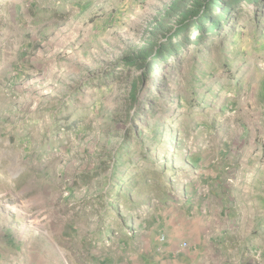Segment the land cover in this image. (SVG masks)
Masks as SVG:
<instances>
[{"label": "rangeland", "instance_id": "374dc122", "mask_svg": "<svg viewBox=\"0 0 264 264\" xmlns=\"http://www.w3.org/2000/svg\"><path fill=\"white\" fill-rule=\"evenodd\" d=\"M171 2L0 0V264L219 252L205 237L264 264V9L137 81L131 121L143 69L117 64Z\"/></svg>", "mask_w": 264, "mask_h": 264}, {"label": "trees", "instance_id": "16d2710c", "mask_svg": "<svg viewBox=\"0 0 264 264\" xmlns=\"http://www.w3.org/2000/svg\"><path fill=\"white\" fill-rule=\"evenodd\" d=\"M251 4L264 9V0H172L152 25L139 51L117 64L127 69H143L132 88L131 100L137 108L131 121L135 120L145 102L135 93L137 81L143 82L164 64L168 67L178 63L186 46H202L225 27L235 26L241 16L249 15L246 6ZM253 11V18L257 20L261 15L256 14L255 9Z\"/></svg>", "mask_w": 264, "mask_h": 264}, {"label": "crops", "instance_id": "0c3cea01", "mask_svg": "<svg viewBox=\"0 0 264 264\" xmlns=\"http://www.w3.org/2000/svg\"><path fill=\"white\" fill-rule=\"evenodd\" d=\"M209 211V209H206ZM207 212V211H206ZM205 247H214L219 252L195 253L192 249L183 246L182 250H176V245L168 242L162 253H151L146 255H133L127 264H254L246 255H235L228 251L234 239L205 237L200 240ZM241 246V243L238 246Z\"/></svg>", "mask_w": 264, "mask_h": 264}, {"label": "built area", "instance_id": "2783aa9c", "mask_svg": "<svg viewBox=\"0 0 264 264\" xmlns=\"http://www.w3.org/2000/svg\"><path fill=\"white\" fill-rule=\"evenodd\" d=\"M162 240H164V238H162ZM187 244L186 243H183V246H186Z\"/></svg>", "mask_w": 264, "mask_h": 264}]
</instances>
